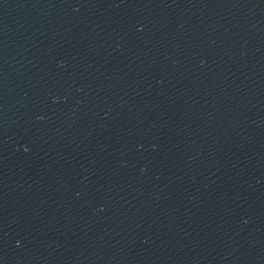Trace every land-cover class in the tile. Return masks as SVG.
I'll return each instance as SVG.
<instances>
[{"label": "water", "instance_id": "95a60500", "mask_svg": "<svg viewBox=\"0 0 264 264\" xmlns=\"http://www.w3.org/2000/svg\"><path fill=\"white\" fill-rule=\"evenodd\" d=\"M0 264H264V0H0Z\"/></svg>", "mask_w": 264, "mask_h": 264}]
</instances>
